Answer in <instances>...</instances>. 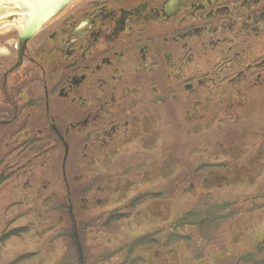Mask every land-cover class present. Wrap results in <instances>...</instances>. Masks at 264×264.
I'll use <instances>...</instances> for the list:
<instances>
[{
	"label": "flooded vegetation",
	"instance_id": "af4514ba",
	"mask_svg": "<svg viewBox=\"0 0 264 264\" xmlns=\"http://www.w3.org/2000/svg\"><path fill=\"white\" fill-rule=\"evenodd\" d=\"M4 1L0 0V5ZM26 1L29 13L22 24L11 23L12 17H0V121H5L0 123V192L7 187L16 195L18 181L26 179L28 190L41 188L42 179L49 177L44 176V168L61 163L64 188L53 180L46 198L39 200L52 203L59 190L70 195V187L73 196L61 200L57 210L62 222L66 208L68 213L72 211L69 220L79 230L77 211L87 209H81L79 176L69 175L67 170L64 174L71 163V149L80 152L85 147L84 155L76 151L81 161L100 156L125 170L127 154L133 150L139 153V146L143 154L146 135L152 134V129L151 137L160 138V108L179 89H195L200 94L207 91L206 99L211 100L219 86L225 102L232 104L244 93L241 87L252 89L259 99H252V104L255 109L257 104L262 107L264 125V58H259L264 52V0H252V4L249 0H71L67 6L64 0H52L32 23L34 30L28 38L23 33L36 2ZM24 6L21 1L14 8ZM56 9L59 12L51 15ZM166 59L176 70L181 67L182 72H177L181 74H166ZM199 68L206 76L201 81L209 80V84L193 89L202 74ZM144 73L149 74L147 78ZM185 76L196 78L195 83L184 84ZM145 87L152 92H143ZM217 106H222L215 115L217 122L230 125V119L221 116L230 112L226 109L231 106L224 109L219 101L208 109ZM243 116L250 117L252 112ZM150 145L153 150L155 145ZM60 152L68 154L66 167ZM152 153L155 166L162 155ZM172 154L173 149L169 158ZM139 158L143 161L144 156ZM167 173L170 171L164 175ZM73 229L70 226L72 234ZM59 232L55 229L48 241L53 242ZM73 245L77 251L76 242Z\"/></svg>",
	"mask_w": 264,
	"mask_h": 264
},
{
	"label": "rangeland",
	"instance_id": "374dc122",
	"mask_svg": "<svg viewBox=\"0 0 264 264\" xmlns=\"http://www.w3.org/2000/svg\"><path fill=\"white\" fill-rule=\"evenodd\" d=\"M21 1L25 6L14 8L19 3L21 5ZM70 1L64 0L66 3L64 6H67ZM249 3L252 4V0H249ZM29 6L30 3L26 0H7L0 5V11H4L0 17H12L11 23L22 24L29 13ZM241 9V5L236 8L238 15L241 12L238 10ZM57 12H59L58 9L50 13L56 15ZM51 15L49 18L52 17ZM233 18L236 19L237 15L234 14ZM246 30L250 31V29ZM259 58H264V52ZM165 61L166 74L171 71L172 74H181L177 73L179 70L182 72L181 67L176 70L169 65L167 59ZM185 62L186 58H183V63ZM198 72L202 73L201 68ZM144 75L147 78L149 74L144 73ZM204 77L206 76L202 73L196 83L194 77L183 78V81L184 84L195 83L193 89L206 88L209 80L203 83L201 80ZM219 82L223 83L222 78ZM241 89L244 93L242 96L239 95L241 99L238 97L233 102L234 104L230 100L225 102V93H222L219 86L213 90L211 100L206 99L209 95L207 91H202L201 94L195 89L192 90L193 92L185 89L174 91L170 102L160 108V138L155 140L151 137V135L154 136L151 128L152 134L146 135L145 152L141 154L143 149L139 146V153L134 150L128 153L126 157L128 159L124 158L128 161L126 163L128 167L125 170L124 166L119 168L115 161L109 158L103 161L100 156L81 161L76 153L79 151H75L74 148L70 150L71 163L69 166L67 164V169L64 168V174L67 170L69 175L79 176L78 185L81 190L79 196L83 198L81 209L84 206L87 210L79 208L77 211V215L83 221L79 226L78 235L92 258H97L99 250L103 251L105 247L109 252H113L126 249L128 245H133L146 257L145 262L140 260L137 264H240V260L246 259V255H252V252L262 253L261 257L264 258V207L257 208L252 205V208H249L242 206L240 202H238L239 208L234 204L228 207L229 202L234 199L239 201L241 197L253 193L259 194V191L264 192L262 107L259 108L256 103V109L259 108L260 112L253 116L256 109L253 107L252 99H256L257 102L259 99L254 96L252 89L249 91H245L243 87ZM143 92L151 93L152 89L150 88L149 91L146 88ZM219 101L224 105V109H226L225 105L231 106V109H226L230 112H223L221 116L229 118L230 125L217 122L215 115L222 110V106H217L213 110L208 109V107L217 105ZM201 105L204 106L202 109L198 107ZM251 112L252 116H243ZM239 115L242 116L239 117ZM206 125L208 128L204 130ZM156 129H158L157 126ZM224 142L226 146H231L225 147ZM150 144L155 145L153 150ZM81 148L79 154L84 155L85 147ZM172 149L173 154L169 158L168 155ZM232 149H239V158L232 156ZM151 151L162 155L161 160H156L160 162L155 166L150 159V156H153ZM142 155L144 156L143 161L146 160L145 163L139 158ZM58 156L63 155L60 152ZM67 156L68 154L65 156L64 153L65 167ZM57 158L56 161L60 157ZM135 161L139 164L135 165ZM197 162L199 167L197 170L204 166L203 169L205 167L210 170L218 168L222 171L215 172L205 179V170L199 175L200 171L190 174L191 169H188V165L197 166ZM52 167L49 165L44 168V176L48 175L51 178L42 179L41 188L28 190L29 181L26 179L18 181L16 195H12L7 187L0 192V264H55L61 254L66 251V244L70 245L71 250L73 243L77 241L72 231L70 238L62 231L66 218L70 219L68 215H71L72 211L68 213L66 208L64 222H62L60 212L57 210L61 200L70 199L73 196L70 187V195H65L62 190H59L52 203L48 201L49 204H45L39 200L46 198L45 193L52 188L54 181L62 187L61 163L59 165L53 163ZM225 170L231 177L235 176V179L230 178L226 184L216 187L214 179L219 178L220 174L230 177L225 174ZM167 171L170 173L164 175ZM131 172L128 178L123 177ZM170 174L173 175L169 179ZM49 184L50 187L46 189V185ZM149 188L155 189L144 195ZM208 191H213V193L207 194ZM135 197L139 200L137 199V202L123 209ZM126 199L129 201L121 205ZM217 203L221 207L218 210L220 214L218 211L211 212V216L218 214V219L208 224L209 229L207 225L195 224L193 220H190V216L198 218L204 216L199 211H204L210 204L213 205L211 208L218 209ZM232 209L234 213L229 216ZM99 216L101 217L97 221L99 225H89L91 227L89 228L91 217ZM183 216L188 217L189 220L183 219ZM117 217H119L118 221L108 227L107 222ZM28 220L31 221L30 225L27 223ZM169 221L174 224H169ZM69 223V226H74L70 220ZM102 225L109 228L108 232H104ZM114 226L116 228L111 229ZM168 226L174 227L173 234L167 236L161 243V237H157L159 234L157 230L166 229ZM55 229L60 231L59 234L55 233L57 236L53 242L48 241L47 236H51ZM109 236L116 238L111 241ZM141 236L149 239L148 246H136L138 240H141L137 237ZM74 251L77 254L75 248ZM34 254L39 255L29 257ZM121 255L124 256L119 253L113 259L121 260ZM103 258L110 259L109 256ZM123 263L128 264L126 261Z\"/></svg>",
	"mask_w": 264,
	"mask_h": 264
},
{
	"label": "trees",
	"instance_id": "16d2710c",
	"mask_svg": "<svg viewBox=\"0 0 264 264\" xmlns=\"http://www.w3.org/2000/svg\"><path fill=\"white\" fill-rule=\"evenodd\" d=\"M232 148H234V147H232ZM231 153H232V156L238 158L239 149H232ZM230 165H232V163ZM198 168H199L198 167V162H197V166L196 165H191V164L188 165V169H191V173L190 174H192L193 172L200 171L198 173V175H199V174H201V171L205 170V175L206 176L204 177V179L205 178H209L208 176L209 175L212 176V174L215 173V172H221L222 171V169H218V168H216L215 170H210L208 167H205V169H203L204 166H203L202 169L197 170ZM186 171H187V167H186ZM225 174H228L226 172V170H225ZM228 176H230V175L228 174ZM230 178L235 179V176L227 177V175L225 176V175L220 174L219 178L214 179V181H215L214 185H216V187H220L221 185H224L227 182H229ZM206 183H208V182H206ZM212 193H213V191H208L207 194H212ZM258 193L259 194L253 193L252 195L250 194V195L241 197L240 198L241 200H239V201L234 199V200L229 202L228 207L233 205V204H234V206L238 207V202H240V204L242 206L249 207V208H252V205H254V207H257V208L264 207V192L259 191ZM137 199L138 198L136 197L133 200L132 203L129 202L128 204H126L123 207V209L130 207L132 204L137 202L136 201ZM212 204H210L207 208H205L204 211H199V209L197 210L199 212H202L204 214V216H202L201 218L190 216V220H193L192 222L195 223V224L204 225V226L207 225V227H208L209 223H211L213 221H216L218 219V214H220V212L218 210L221 209L219 203L216 204L218 206V209L211 208ZM255 204H257V205H255ZM213 211L214 212L218 211L219 213L217 215L215 214V216H213V215L211 216V214H212L211 212H213ZM233 213H234V211L232 209L229 216H231ZM100 219H101L100 216L99 217H91L90 223L88 224V227L91 228L89 225L93 226L95 224H98L97 221H99ZM118 219H119V217L111 220V222L110 221L107 222L108 227H110L111 224H115L116 223L115 221H118ZM183 219L189 220L188 217H184V216H183ZM80 220H81L80 224H82L83 221H82V219H80ZM69 225H70L69 219L66 218V221H65L64 226H63L64 234H65V236H68L70 238L71 232H70V226ZM108 227L105 228L102 225V229L104 230V232H108V230H109ZM115 228H116V226L112 227L111 229L114 230ZM173 228L174 227H172V226H168L166 229H162L161 230V232H162V237H161V241H160L161 243L164 242V240L166 239L167 236L173 234V231H172ZM208 229H209V227H208ZM152 234L153 233H151V235ZM109 238H110V236H109ZM113 238L114 237L112 236V238H110V240L113 241ZM137 239H141V240H138V242L136 244L137 247H141V246L146 247V246L149 245V239H147L145 236L137 237ZM74 248H75V246L73 245V247H71V250H70V245L66 244V251L57 260V262L55 264H81V262H80V260L78 258V254H76V252L74 251ZM83 250H84V264H108L107 262H109V264H124L123 261H126V263H128V264H137V262L140 261V260L143 261V262L146 261L145 255L143 253H141L139 251V249L137 251L133 245H128V247L126 249H118L117 251L115 250L113 252H109L108 249L105 247V249L103 251L101 249L99 250L98 254L101 255V256L98 255L97 258H92V255H90L89 250L86 249L84 244H83ZM119 253L124 254V256L121 255L122 259L121 260L113 259L114 257H117L119 255ZM261 254L262 253L255 254L254 252H252V255H246V257H245L246 259L242 258L243 260H240V264H264V258L261 257ZM104 256H109L110 259L109 260H107V259L105 260L103 258ZM250 257H252V258H250ZM112 259H113V261H116V262H113ZM134 259H139V260H134Z\"/></svg>",
	"mask_w": 264,
	"mask_h": 264
},
{
	"label": "water",
	"instance_id": "95a60500",
	"mask_svg": "<svg viewBox=\"0 0 264 264\" xmlns=\"http://www.w3.org/2000/svg\"><path fill=\"white\" fill-rule=\"evenodd\" d=\"M34 2H36V4L32 7V9L30 10V12L32 13L30 19L28 20L27 22V25H26V29L23 33V36H27V35H30L31 32H33V27L29 28L28 25L33 23L37 18L40 17V15L42 13H44V10H47V5L48 6H51L50 2L52 0H33ZM55 3H56V0H54ZM6 2V1H4ZM2 2V4L4 3ZM29 28V29H28ZM28 38V37H26ZM0 123H5V121H0ZM71 216L73 217V213L71 212ZM74 234H75V238H76V244H77V248H78V251H79V256H80V260L81 262L83 263V250H82V244H81V241H80V238H79V235H78V232L74 231Z\"/></svg>",
	"mask_w": 264,
	"mask_h": 264
},
{
	"label": "bare ground",
	"instance_id": "6f19581e",
	"mask_svg": "<svg viewBox=\"0 0 264 264\" xmlns=\"http://www.w3.org/2000/svg\"><path fill=\"white\" fill-rule=\"evenodd\" d=\"M29 1H31V2H32V0H29ZM32 5H34V3H33V2H32ZM46 11H47V10H44V12H46ZM32 26H33V24H32V23L28 25V27H29V28H31ZM29 28H28V29H29ZM26 37H27V36H26Z\"/></svg>",
	"mask_w": 264,
	"mask_h": 264
}]
</instances>
